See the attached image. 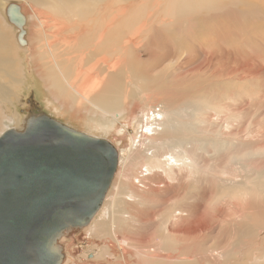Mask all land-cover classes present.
Segmentation results:
<instances>
[{"label": "rangeland", "instance_id": "1", "mask_svg": "<svg viewBox=\"0 0 264 264\" xmlns=\"http://www.w3.org/2000/svg\"><path fill=\"white\" fill-rule=\"evenodd\" d=\"M55 1L59 6L63 2L69 4L60 7V14H56L32 7L27 2L0 0V24L4 25L7 32L10 28L12 40L15 38L14 44L18 47L16 56L19 63L15 64L13 76L19 79V72L23 74L22 81L11 86L9 99L0 100V135L6 129H14V125L21 120L24 122L29 116L46 115L69 128L112 144L118 152V163L111 182L113 185L110 184V187L122 192L119 194L121 197L118 196L115 200V206L131 219L126 225L119 223L120 228H124L116 231L117 235H122L119 236L121 245L109 239L106 241L95 237L90 232L86 233V228L93 226L94 229L97 221H108L109 216L105 211L112 194H106L100 209L90 221L93 223H89L85 230L60 241L62 264H122L124 261L126 263L123 264H141V260L145 259L135 257L134 250L125 248L124 240L135 245L144 240L146 246L156 244L163 237L159 228L161 221L168 218L172 224L169 228L174 231L181 226L175 217L178 214L173 213L175 209L190 213L189 227L199 228L202 225L204 228L203 233L198 235L199 238L190 242L185 241L182 235L169 237L170 245L175 244L177 249L184 248L183 251L188 252L189 256H181L182 259L185 258L188 262L191 260V263L190 257L195 253L196 258L198 255L200 258L192 263L212 264L206 262L205 257H211L213 252H220L224 257L218 259L219 263L214 261L217 264H264V0H179L173 4L170 3L171 0H139L138 15L133 14L134 4L131 0ZM72 1L86 4L90 8L87 16L92 19L93 26L101 21L96 17L101 18L106 11L94 9L92 2L104 6L105 1H117L122 7L120 14L126 23L148 28L150 32L142 34L135 26L128 24L116 36L118 41H112L115 38L106 35L103 49H96L92 41L91 46L76 51L74 47L65 46L62 41V37L82 35V23L70 18H83L84 7L77 6ZM11 3L17 5L26 18L23 26L24 46L18 44V30L5 16L6 7ZM33 11L42 13L43 17L35 19ZM47 16L56 21L46 19ZM43 20L46 23L40 27ZM56 22L63 26L60 31L54 27ZM71 27H74L73 32L70 31ZM94 30L96 29L92 28L91 40ZM38 32L50 34L58 42L54 44L52 37L48 38L54 59L48 57L45 64L39 56V39L35 40L34 37ZM126 38L130 43L124 41ZM132 43L136 47L135 56L143 66L141 78L134 79L139 85H146L150 89V75L168 68L173 72L171 80L181 84L185 89L184 93L188 94L186 102L193 100L190 97L193 93L198 98L194 101L199 103L192 104L190 111L185 114L190 116L185 132L188 150L192 149L195 156V166L190 169L181 163L169 166L163 162L156 165L149 161L155 166L153 172L159 177L147 182L148 187L139 192L140 195L142 193V201L139 199L138 203L134 200L135 203L127 201L129 188L126 178L134 171V153L138 149L140 137L137 115L142 95L133 94V90L128 93L131 103L124 121L120 122L121 128L111 126L112 122L89 121L91 115L93 117L90 111L65 110V106L53 101L45 91L42 86L43 78L41 79L44 67L50 69L46 64H62V68H68L70 73H73V68L77 71V82L81 81L86 72H90L93 80L104 81L108 74L120 73L125 83L129 80L124 71V63ZM110 55H114V61L122 56V62L114 65L107 61L108 66H103L100 60ZM110 67H114V70ZM8 81L3 80L7 87ZM99 88L92 91V97ZM198 106L202 110L204 122L197 111ZM167 128L172 130L170 125L165 124L163 129ZM201 133L204 135L203 141L200 140ZM182 144V141L177 142L169 148L176 159L182 157ZM147 154L149 156L150 152ZM245 155H250V159L240 160ZM233 159V164L229 166ZM227 167L234 173L237 172L236 181L245 183L249 179L252 192L245 199H226L216 203L215 200L228 193L223 184L216 181L226 178ZM241 170L247 173H241ZM138 172L135 171L133 178L138 176ZM130 184L131 181L129 187ZM123 195H127V202L123 201ZM122 201L125 203L121 205ZM199 214H203L200 221ZM122 233L127 237H123ZM110 243L113 248L109 252L115 256L114 261L111 260L113 257L109 260L108 255L97 261H93L92 257L88 260L87 254L93 256L100 251L102 245ZM121 246L125 253L119 251ZM150 250L143 247L138 253L155 255ZM156 256L166 257V254L159 252Z\"/></svg>", "mask_w": 264, "mask_h": 264}, {"label": "bare ground", "instance_id": "2", "mask_svg": "<svg viewBox=\"0 0 264 264\" xmlns=\"http://www.w3.org/2000/svg\"><path fill=\"white\" fill-rule=\"evenodd\" d=\"M17 1H22L23 3L27 2L32 7H39L46 10H50L51 12H54L56 14H60V7L69 4L67 2H63L62 6H59L58 2L55 0ZM131 1L134 4L132 6L134 8L133 14L138 15L140 13L139 0ZM177 1L179 0H171L170 3L173 4ZM72 2H75V5L77 6L84 7L82 11L83 18H70V20H75L79 23H82V35L62 37V41L65 46L69 48L74 47L76 51H80L83 48L91 46L92 41L93 46L96 49H103L106 40V35L109 34L114 37L115 40L112 41H118L116 39V36L120 35L122 27L128 24L130 26H135V28L139 30V32L142 34L150 32V29L148 28H140L138 25H134V23H126V21H124V17H122V15L120 14L122 7L117 1H113L111 3H107V1H105L104 6L96 5L92 2L94 9H104L106 11L101 18L96 17L101 21L95 26L92 25V19L88 18L87 16L90 8L86 6V4L78 3L77 1ZM33 16L35 17V19H38V17H43L42 13L37 11H33ZM47 17L48 18L46 19H51L52 22L56 21V19L52 17ZM43 21L44 23L39 24L40 27H43V25H45L46 21ZM54 27L58 31L63 28V26H61V24L58 22L54 24ZM92 28L96 29L93 31V40H91ZM8 30L9 31L7 32L4 25L2 26L0 24V100H5L6 98H8V94L12 93V90H10V88H12L11 86H13L14 83L21 82V77L23 76V74L20 72L19 79L13 76L15 75L13 74L15 64L19 63V59L16 56V51L18 47L14 44V42L16 43L15 38L14 40H12V33L10 31V28H8ZM70 31L73 32L74 27H71ZM13 37H15V35ZM34 37H36L35 40L39 39V49H41V53L39 56L41 61L45 64V61L48 57L53 60L54 58L51 53L50 42L48 41V38L52 36L50 34L38 32L34 34ZM119 41H121V39ZM124 41L130 43L128 38L124 39ZM52 42H54V44L58 43L55 37H52ZM131 45L132 46H130V49L126 53V61L124 63V71L129 80L125 83L124 78L121 77L120 73L108 74L106 80L104 81L103 79L93 80L90 72H86L85 76L81 79V81L77 82V76L75 74V72L77 71H75V69L73 68V73H70L68 68H62V64H46L50 67V69L48 70L44 67V73L41 74V79L43 78L42 86L45 91L48 92V94L54 99L53 101L59 103L61 106H65V110L72 109V111L75 110L76 112H82L81 109H83L88 112L90 111L93 114V117L91 115L89 121H100L101 123L112 122L111 126L121 127L120 122L124 121L125 116L127 115L128 107L131 103V98L128 93L133 90V94L142 95L139 100V113L137 115V129L140 130V137L137 146L138 149L134 153V171L128 178H126V181H128L129 188V194L127 193L128 197L126 195V197L128 198L127 201L129 200L130 202H132L134 200L137 202L139 199L140 201H142V193L140 195L139 192L141 190L143 191V189H145L144 187H148L147 182L159 177L156 172H153L155 166H153L151 163H148L149 161H153L156 165H160L161 162H163L169 166H175L178 163H181L182 166L188 167L190 169L195 166V156L192 149L188 150V137L187 133L185 132V129H187L188 127V119H190V116H185V114L190 111V106L192 104L199 105V103H196L194 101L195 98H198L195 97L193 93L190 96L193 98V100H189V103L186 102L188 94L184 93L185 89H183L181 84L174 83L171 80L173 72L168 68L159 71L153 75H150V83L152 84V87L150 89H148L146 85H144L143 87L139 85L138 82L134 79L141 78L143 74V70L141 71V69H143V66L142 63L138 61L135 56L136 47H134V43H132ZM100 61L102 62L100 63L103 66H108V64H106L107 61L115 65L118 62H122V56L118 57V61H114V55H110L108 58L104 57ZM110 69L113 71L114 67H110ZM5 79L9 80L8 87L3 84V80ZM98 87H100L99 90L92 97V91ZM197 111L202 117L203 113L202 110L199 109V106ZM201 120L202 122H204L203 117L201 118ZM22 123L23 120L19 121L18 124L14 125V129L19 130L20 128H22ZM165 124L170 125L172 127V130H169V128L164 130L163 127ZM200 130L202 131L203 128L201 127ZM3 132L4 131H2V133ZM200 140H204L203 133H201ZM181 141L183 142L181 146L182 157L180 159H176L175 154L171 150H169V148L171 146L176 145L177 142ZM147 152H150L149 156ZM250 157V155H245L240 160H248L250 159ZM233 162L234 159L230 161L229 166L233 164ZM226 169L228 170L225 173L226 178H219L216 181L221 182L223 184V187L228 190V193L224 197L215 200V202L220 203L221 201L223 202L226 199L236 201L239 198H247L252 192L251 181L249 179L246 180L245 183L236 181V178L238 177L236 175L237 172L234 173L232 169H229V167H227ZM136 170L139 171L138 176H135V178H133ZM242 172L245 174L247 173V171L245 170H241V173ZM129 181H131L130 187ZM161 182H159V184H161ZM112 185L113 184H111V186ZM108 191L109 192L106 193L108 194V196L110 193L112 194H110V202L108 201V203L106 201L108 203V207L105 212L107 214V217L109 216L108 221L106 220L107 222L102 223V221L99 219L100 221H95L96 224L94 226V229H92L93 226H89L90 228H86L85 232H90V234L94 235L95 237L106 239V241L109 239L115 244L121 245L122 243L120 241V237H122V235L120 233L119 235H117L118 233H116V231H122L124 228H120L121 225H119V223L126 225V223H130L131 219L129 218L130 216L124 214L125 212L122 213L123 211L120 212L117 206H115V200L118 198V196H120L119 194L122 193L119 192L120 189L118 191V188L114 190L111 188ZM126 197L123 200L125 202H127ZM123 201L121 205L125 203ZM232 205L235 206L234 203ZM173 213L178 214V216L175 217H177V219L180 221L181 226L177 227V230L175 229L174 231V229L169 228V225L172 226V224L170 223V220L168 218L161 221L159 228L163 233V237L159 239L156 244H150V246H146L144 244V242L146 241L141 238L139 239L144 240V242L139 241L140 243L138 245L130 244L129 242H127V240H124L125 248L134 250L135 257L145 259L141 260V264H143L142 262H144L145 264H194L192 262H197L199 260V255L196 258L197 255H195V253L192 255V257H190L192 259L191 263V260H189V262L184 260L186 257L189 256L188 252L183 251L184 248L182 250L177 249L178 247H174L175 244L170 245L168 239L171 236L182 235L185 241L190 242L192 239H198V235L203 233L204 228H202V225H200L199 228L189 227L190 222H188V220L190 218V213L187 210L175 209ZM135 215L137 216L138 214ZM202 215L203 214H199L198 221H200ZM127 217L129 219H127ZM124 236H126L125 233L123 234V237ZM128 238H130V236ZM112 245L113 244L111 243L102 245L100 251L92 256V260L97 261V259H101L100 257H105L106 255H108L107 257L109 258V260L111 259V257H113L114 259L111 260L114 261L115 256L109 252V250H112L113 248ZM181 246L183 247V245ZM118 247L120 248V246ZM143 247H148L149 250L151 249L150 251L155 255L151 256L142 252L138 253V250ZM119 251L125 253V249L123 247L122 249H119ZM159 252L165 253L166 257L156 256V254ZM181 256L185 258L182 259ZM221 256L224 257L223 255H221L220 252H213V254H211V257H205V259H203L206 262L217 264L216 262L219 263L218 259H220ZM123 263L126 262L124 261L122 262V264Z\"/></svg>", "mask_w": 264, "mask_h": 264}, {"label": "water", "instance_id": "3", "mask_svg": "<svg viewBox=\"0 0 264 264\" xmlns=\"http://www.w3.org/2000/svg\"><path fill=\"white\" fill-rule=\"evenodd\" d=\"M5 16L18 30V44L24 46L26 18L13 3L7 5ZM117 163L112 144L45 115L29 116L19 130L4 131L0 135V264H61V239L90 223Z\"/></svg>", "mask_w": 264, "mask_h": 264}, {"label": "flooded vegetation", "instance_id": "4", "mask_svg": "<svg viewBox=\"0 0 264 264\" xmlns=\"http://www.w3.org/2000/svg\"><path fill=\"white\" fill-rule=\"evenodd\" d=\"M46 116V115H45ZM48 117V116H47ZM78 222H82L83 221V219L82 218H79L78 220H77ZM74 225H77V223L76 224H74ZM88 225H86V226H84V227H81L80 226V228H79V230L77 231V232H79V231H82V230H85V228L87 227ZM75 235V234H74ZM74 235H72V236H74ZM71 237V236H70ZM69 238V237H68ZM63 239V238H62ZM61 239V240H62ZM64 240V239H63ZM79 247H80V245H79ZM82 247V246H81ZM88 255V260H90L91 259V255L92 254H87ZM62 264V263H61Z\"/></svg>", "mask_w": 264, "mask_h": 264}]
</instances>
